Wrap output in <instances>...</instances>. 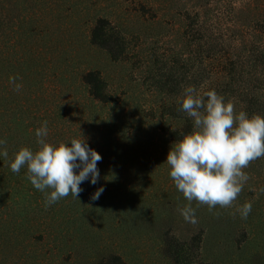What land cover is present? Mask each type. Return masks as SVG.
Returning a JSON list of instances; mask_svg holds the SVG:
<instances>
[{"label":"rangeland","instance_id":"obj_1","mask_svg":"<svg viewBox=\"0 0 264 264\" xmlns=\"http://www.w3.org/2000/svg\"><path fill=\"white\" fill-rule=\"evenodd\" d=\"M1 17L0 264H264V157L232 207L192 201L195 224L166 163L194 130L189 86L264 117V0H4ZM44 121L47 143L102 157L95 185L47 209L10 170Z\"/></svg>","mask_w":264,"mask_h":264},{"label":"clouds","instance_id":"obj_2","mask_svg":"<svg viewBox=\"0 0 264 264\" xmlns=\"http://www.w3.org/2000/svg\"><path fill=\"white\" fill-rule=\"evenodd\" d=\"M16 79L18 77H10L9 83L19 91L22 85L16 84ZM180 103V110L192 118L194 130L171 146L166 163L176 189L189 202L178 210L186 222L195 224L192 201L206 205L210 212L217 206H233L250 179L244 169L264 157V117L254 114L249 118L244 111L237 114L234 104L225 103L224 97L215 90L199 96L196 89L189 86ZM35 135L37 150L20 148L10 162V170L18 174L22 168H27V179L32 186L45 193V209L69 195L78 200L83 191L80 185L86 180L93 185L97 183V163L102 157L89 148L82 136L73 138L70 146L63 142L54 146L46 142L47 121L36 129ZM6 144V140H0L3 146L0 155L7 160ZM103 191V187L97 189L91 200H98ZM258 192L264 194V187ZM251 209L252 204L247 202L236 212L247 219Z\"/></svg>","mask_w":264,"mask_h":264},{"label":"trees","instance_id":"obj_3","mask_svg":"<svg viewBox=\"0 0 264 264\" xmlns=\"http://www.w3.org/2000/svg\"><path fill=\"white\" fill-rule=\"evenodd\" d=\"M4 2V0H0V26L2 25V17H1V3Z\"/></svg>","mask_w":264,"mask_h":264}]
</instances>
